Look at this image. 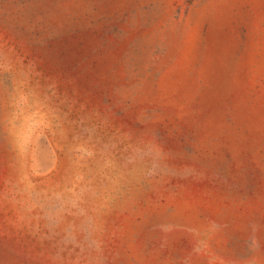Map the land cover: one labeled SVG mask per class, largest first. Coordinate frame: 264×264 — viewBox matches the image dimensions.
<instances>
[{
  "label": "rangeland",
  "instance_id": "rangeland-1",
  "mask_svg": "<svg viewBox=\"0 0 264 264\" xmlns=\"http://www.w3.org/2000/svg\"><path fill=\"white\" fill-rule=\"evenodd\" d=\"M0 264H264V0H0Z\"/></svg>",
  "mask_w": 264,
  "mask_h": 264
}]
</instances>
